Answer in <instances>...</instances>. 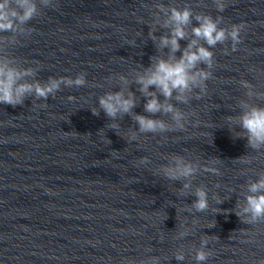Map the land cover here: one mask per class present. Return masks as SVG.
<instances>
[{"label":"clouds","instance_id":"1","mask_svg":"<svg viewBox=\"0 0 264 264\" xmlns=\"http://www.w3.org/2000/svg\"><path fill=\"white\" fill-rule=\"evenodd\" d=\"M212 3L220 13L227 7L226 0H212ZM54 6V0H0V104L16 107L23 105L29 97L47 100L50 96L54 98L61 90V86L79 88L88 84L84 72L75 78L49 77L41 82L36 79L37 68L22 66V63L8 52L11 46L20 44V37H29L33 33L35 29L29 26V22L39 17L44 8ZM155 8L158 11L153 13L148 37L155 44L157 52L164 53L167 49L166 55L151 56L149 66L136 70L131 80L128 76L119 75V91H108L100 95L98 107L90 108L94 116H99L103 111L112 121L109 129L118 135L116 130L120 128V124L116 121L123 120L126 115L130 116L138 128L129 129L127 133L129 143L139 141L141 135L184 130L190 114L178 105H188L192 99H200L206 94V82L213 78L211 69L216 63L214 53L210 49L215 48L217 44L223 45L230 41L231 49L235 51L237 45L242 42L241 32L246 28L243 22L221 27L224 23L223 16L213 17L203 12H194L188 6L178 8L157 3ZM193 20L196 21L195 26ZM160 29L164 31L157 36L155 33ZM4 33L9 35H3ZM181 40L187 41L186 46H181ZM178 52L181 55L177 56ZM133 84L137 86L136 91L145 99L143 108L148 115L133 111L139 103L136 92L130 90ZM239 84L246 90L244 95L247 99L238 100L240 112L237 115L226 117L228 129L233 139H246L248 148L260 152L264 150V106L250 101L253 98L264 100V91H257L255 86L245 79H241ZM74 99L73 96L68 97L69 101ZM163 116L170 117V120L160 118ZM167 159L166 164H161L153 170V175L180 182L181 187L176 190L178 196L195 197L191 204L184 205L183 212L208 211L209 189L203 184L194 186L193 182L201 171L221 175L219 168L214 166L221 160L213 158L207 164H201L198 159L191 160L180 154H172ZM236 160L242 164L252 162V158L247 155ZM149 163V158L144 156L139 159L137 166ZM257 177L255 180L249 178L246 184L241 186L246 189L241 194L243 199H238L235 208L231 210L246 225L264 224V170L259 171ZM215 187L219 188L220 185L217 184ZM211 198L217 205L224 201L217 193H212ZM212 211L217 213L221 210L213 208ZM198 223V219L193 218L192 225ZM214 226L215 222L209 224V228ZM192 234V229L182 222L174 238L182 240ZM213 240H218V237L202 235L199 247L192 245L188 250L189 253L194 252L196 264H206L213 255L208 247ZM173 256L177 262H183L186 258L184 246L181 245ZM162 259L167 260L168 257L148 256L140 260L139 264H161ZM129 264L136 262L129 261ZM254 264H264V258L255 261Z\"/></svg>","mask_w":264,"mask_h":264}]
</instances>
